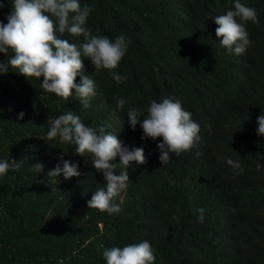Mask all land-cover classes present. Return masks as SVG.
Wrapping results in <instances>:
<instances>
[{"label": "trees", "instance_id": "1", "mask_svg": "<svg viewBox=\"0 0 264 264\" xmlns=\"http://www.w3.org/2000/svg\"><path fill=\"white\" fill-rule=\"evenodd\" d=\"M81 1V7L92 9L85 24L91 34L113 41L123 35L127 51L117 68L90 70L96 94L87 108L74 99L42 94L43 76L28 78L10 65L8 72H0V161L12 158L21 164L0 175V264H101L105 247L142 238L155 249L153 264H209L222 220L243 246L248 238L256 245L252 253L225 255L220 261L264 264L258 241L264 237V134L257 131V117L264 111V63L254 51L241 60L230 57L201 30L211 15L228 11L235 0H178L180 20L167 9L152 11L151 3L148 10L137 9L151 0ZM240 2L264 9V0ZM0 4V22L6 24L12 0ZM158 5L166 8L167 2L159 0L153 7ZM251 31L264 51V18ZM13 55L11 50L0 53V63ZM111 72L125 79L117 83ZM161 95L191 113L199 139L179 156L170 153L166 164L154 146L155 162L141 174L132 170L127 188L113 198L118 213L84 208L85 195L90 200L94 191L106 189L90 166L69 180L48 176L46 169L61 157L77 158L75 145L44 141L49 116L74 110L88 124L113 130L132 149L147 152L140 143V123L133 129L127 112L137 108L142 114ZM118 98L125 100L122 109ZM228 159L239 162L243 171L238 173ZM199 209H204L203 223L198 222Z\"/></svg>", "mask_w": 264, "mask_h": 264}, {"label": "clouds", "instance_id": "2", "mask_svg": "<svg viewBox=\"0 0 264 264\" xmlns=\"http://www.w3.org/2000/svg\"><path fill=\"white\" fill-rule=\"evenodd\" d=\"M157 1L142 3L137 9L148 10L147 4L151 3L152 11L167 9L180 20L178 0H164L167 2L166 8L160 5L153 7ZM79 2L84 4L81 0H12L7 23L0 22V53L7 54L11 50L14 55L7 63H0V72H8L10 65L11 69H18L28 78L43 76L41 87L45 92L42 94L59 100L74 99L87 108L96 94V83L90 70L99 72L102 68H117L127 51V42L123 35L114 41L106 36L92 35L90 29L85 27L92 9L87 4L81 7ZM260 18H264V9L259 12L250 4L235 0L234 7L228 11L222 9L211 15L201 30L207 38L214 40L220 51L230 57L241 60L248 52L254 51L260 56L258 61L264 63L261 39L251 31ZM57 33L59 37L67 33L83 38L70 37L68 40L58 38ZM73 40H77L78 44L71 43ZM111 75L117 83L125 79L115 72H111ZM124 105L125 100L118 98L117 108L122 109ZM23 116V112L19 113L20 119ZM141 116L142 122L139 121ZM127 118L133 129L140 123L143 130L140 143L149 149L147 152L142 147L132 149L124 136L113 130L88 124L74 110L47 118L46 132L42 135L44 141L75 145L77 157H61L46 169L48 176L58 181L69 180L80 176L82 167L88 165L99 175V183H106V189L94 191L90 200L85 195L83 206L86 210L100 214L118 213L120 207L112 203L113 198L127 188L132 170L141 174L144 166L151 160L155 162L151 157L154 146L160 150L159 160L166 164L170 153L179 156L190 150L199 139V125L191 119V113L184 110L179 101L163 95L152 98L142 114L137 108L130 109ZM257 124L258 134H264V111L257 117ZM227 164L238 173L243 171L239 162L228 159ZM20 166L16 159L0 161V175ZM38 170H43L42 164L38 163ZM198 211V222L203 223L204 209ZM225 225L224 220L219 223L224 227L217 229L209 264H226L220 261L225 255L248 254L255 248L254 240L248 238L243 246ZM258 241L264 247V237ZM154 261L155 249L146 238L113 243L105 247L101 254V264H153Z\"/></svg>", "mask_w": 264, "mask_h": 264}, {"label": "bare ground", "instance_id": "3", "mask_svg": "<svg viewBox=\"0 0 264 264\" xmlns=\"http://www.w3.org/2000/svg\"><path fill=\"white\" fill-rule=\"evenodd\" d=\"M127 33V32H126ZM135 41V40H134ZM23 83V82H22ZM50 97V96H49ZM193 108V107H192ZM37 125H39V124H37ZM35 128V127H34ZM37 128V127H36ZM38 129V128H37ZM175 187V186H174ZM185 191V190H184ZM180 195V194H179ZM174 197V196H173ZM62 198V197H61ZM183 198V197H182ZM58 199V198H57ZM65 201V200H64ZM180 202V201H179ZM40 203V202H39ZM66 203H68V202H66ZM181 203V202H180ZM68 205V204H67ZM80 206V205H79ZM38 207V206H37ZM46 207V206H45ZM83 207V206H82ZM61 208V207H60ZM30 210V209H29ZM81 210V209H80ZM59 214V213H58ZM66 215V214H65ZM69 215V214H68ZM43 217V216H42ZM62 217V216H61ZM71 217V216H70ZM155 217H157V216H155ZM158 217H159V215H158ZM62 218H64V217H62ZM160 218V217H159ZM39 219V218H38ZM26 221V220H25ZM165 221V220H164ZM154 222V221H153ZM155 222H157V221H155ZM158 223V222H157ZM72 224H74V223H72ZM159 229V228H158ZM122 233V232H121ZM122 236H124V235H122ZM130 236V235H129ZM128 237V236H127ZM121 238H123V237H121ZM131 238V237H130ZM123 240V239H122ZM134 240V239H133ZM98 256V255H97ZM98 259V258H97Z\"/></svg>", "mask_w": 264, "mask_h": 264}]
</instances>
